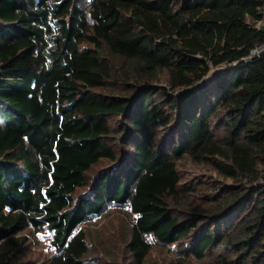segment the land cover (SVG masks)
<instances>
[{
  "label": "trees",
  "instance_id": "trees-1",
  "mask_svg": "<svg viewBox=\"0 0 264 264\" xmlns=\"http://www.w3.org/2000/svg\"><path fill=\"white\" fill-rule=\"evenodd\" d=\"M263 40L264 0H0V264H264Z\"/></svg>",
  "mask_w": 264,
  "mask_h": 264
},
{
  "label": "rangeland",
  "instance_id": "rangeland-1",
  "mask_svg": "<svg viewBox=\"0 0 264 264\" xmlns=\"http://www.w3.org/2000/svg\"><path fill=\"white\" fill-rule=\"evenodd\" d=\"M204 169L205 168L202 166L195 167L190 164H187L184 168H182V172L184 173V175H186V178H189L190 180H194L196 178L201 179L205 177L203 181L209 182V184L211 183L212 185H214L217 180L219 181L218 177L210 173L208 170H204ZM215 194H216L215 191H211L210 193H208L209 200L206 203V206L211 207L214 205ZM109 216L107 220H105V218L104 219L100 218L101 220L98 218H93L90 222L83 224L80 228H85L86 230L91 231L92 234L99 235V233L100 234L104 233L103 236L107 235V238L111 239L113 237L109 235L112 234L113 230H115L116 228H121L123 217L122 214L116 211L111 213ZM40 235H44V234L40 233ZM40 235L31 238V241L29 245L26 247V249L18 255L19 259L17 261V264H47L48 263L50 255L52 254L51 251H53L51 245L49 244L50 238L48 235H45L44 237ZM87 235L89 237V240L91 241L95 240L97 244L95 237L92 238L89 234ZM106 241H110V240L107 239ZM113 246H114V242L111 241V246H109L108 248L104 247V249L98 250L96 245L94 250H97L96 255L107 256L108 253H111L114 250L112 248ZM164 254L165 251L160 253V251L157 248L153 249L152 252L150 253L147 263L155 264L157 262L159 264V262L162 260V257H165ZM207 257H209V254L207 255Z\"/></svg>",
  "mask_w": 264,
  "mask_h": 264
},
{
  "label": "built area",
  "instance_id": "built-area-1",
  "mask_svg": "<svg viewBox=\"0 0 264 264\" xmlns=\"http://www.w3.org/2000/svg\"><path fill=\"white\" fill-rule=\"evenodd\" d=\"M258 27V26H256ZM264 55V40L257 46L255 49H253L249 55V58L251 57H261Z\"/></svg>",
  "mask_w": 264,
  "mask_h": 264
}]
</instances>
